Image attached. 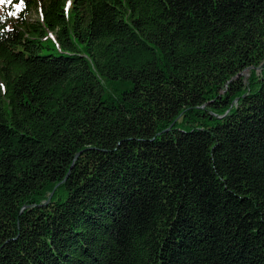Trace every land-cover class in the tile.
I'll return each mask as SVG.
<instances>
[{
  "label": "trees",
  "instance_id": "16d2710c",
  "mask_svg": "<svg viewBox=\"0 0 264 264\" xmlns=\"http://www.w3.org/2000/svg\"><path fill=\"white\" fill-rule=\"evenodd\" d=\"M0 264H264V0L0 4Z\"/></svg>",
  "mask_w": 264,
  "mask_h": 264
},
{
  "label": "rangeland",
  "instance_id": "374dc122",
  "mask_svg": "<svg viewBox=\"0 0 264 264\" xmlns=\"http://www.w3.org/2000/svg\"><path fill=\"white\" fill-rule=\"evenodd\" d=\"M40 2H42V0H40ZM39 14H40V7L38 6L36 9H33L29 15V19L30 20H34L39 18ZM249 75L248 73V69L244 70L241 74V77H243L245 80L247 78V76Z\"/></svg>",
  "mask_w": 264,
  "mask_h": 264
},
{
  "label": "snow or ice",
  "instance_id": "6c2138e0",
  "mask_svg": "<svg viewBox=\"0 0 264 264\" xmlns=\"http://www.w3.org/2000/svg\"><path fill=\"white\" fill-rule=\"evenodd\" d=\"M8 3H11V0H7ZM5 3V0H0V4Z\"/></svg>",
  "mask_w": 264,
  "mask_h": 264
},
{
  "label": "water",
  "instance_id": "95a60500",
  "mask_svg": "<svg viewBox=\"0 0 264 264\" xmlns=\"http://www.w3.org/2000/svg\"><path fill=\"white\" fill-rule=\"evenodd\" d=\"M69 172L66 174L65 178L68 176Z\"/></svg>",
  "mask_w": 264,
  "mask_h": 264
}]
</instances>
